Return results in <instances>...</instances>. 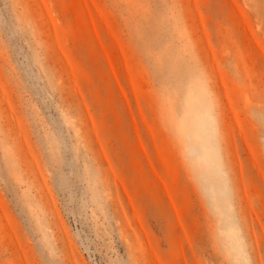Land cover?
<instances>
[{
	"label": "rangeland",
	"instance_id": "obj_1",
	"mask_svg": "<svg viewBox=\"0 0 264 264\" xmlns=\"http://www.w3.org/2000/svg\"><path fill=\"white\" fill-rule=\"evenodd\" d=\"M0 264H264V0H0Z\"/></svg>",
	"mask_w": 264,
	"mask_h": 264
}]
</instances>
